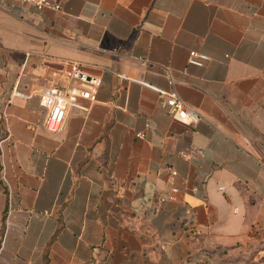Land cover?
<instances>
[{
  "label": "crops",
  "instance_id": "obj_1",
  "mask_svg": "<svg viewBox=\"0 0 264 264\" xmlns=\"http://www.w3.org/2000/svg\"><path fill=\"white\" fill-rule=\"evenodd\" d=\"M60 4L0 0V264H264V0ZM74 63L95 99L49 130L12 91Z\"/></svg>",
  "mask_w": 264,
  "mask_h": 264
},
{
  "label": "built area",
  "instance_id": "obj_2",
  "mask_svg": "<svg viewBox=\"0 0 264 264\" xmlns=\"http://www.w3.org/2000/svg\"><path fill=\"white\" fill-rule=\"evenodd\" d=\"M34 4L38 9L61 7V0H20ZM209 55L198 50H191L188 62L195 66H203L208 60ZM169 81L173 83V76L170 70L166 71ZM64 79H51L47 84H38L31 86L24 91L18 87L12 91V96H21L30 98L37 96L40 104L47 112L46 126L49 130L63 131L66 125L67 117L74 107L81 106L79 103L81 98L95 99L97 88L101 78L96 74L86 71L80 64L74 63L70 69L63 74ZM167 103L170 107L171 114L179 119L186 120L191 118L194 121L200 119L197 111L185 100L180 98L176 92H171ZM149 125V124H147ZM137 137L145 138L146 132L140 130L136 132ZM172 176H176L178 171L172 166H168ZM198 190V187H194ZM178 187L173 186L172 192L177 193Z\"/></svg>",
  "mask_w": 264,
  "mask_h": 264
}]
</instances>
